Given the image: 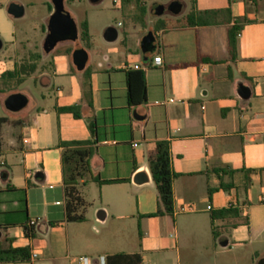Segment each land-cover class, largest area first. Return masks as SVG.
Instances as JSON below:
<instances>
[{
  "label": "crops",
  "instance_id": "0c3cea01",
  "mask_svg": "<svg viewBox=\"0 0 264 264\" xmlns=\"http://www.w3.org/2000/svg\"><path fill=\"white\" fill-rule=\"evenodd\" d=\"M9 3L0 0V52L10 43L0 60L5 83L13 81L2 75L21 65L17 57L25 48L13 21L18 19L8 13ZM184 9L186 16L194 12L197 17L204 11L227 12L207 24L199 19L161 24L152 53L144 54L143 37L135 36L136 45L128 49L131 55L122 56L121 65L107 57L79 71L74 50L59 49V44L52 51V74L41 83L55 95L54 103L15 120L5 136L4 125L1 129L5 168L0 179V244L30 245L32 258L0 264H36L43 252L33 243L39 232L49 236L44 248L60 253L55 261L68 259L69 264H83L80 257H89L92 264H101L104 257L107 264L108 257L118 254L139 255V264H257L264 256V0H190ZM87 20L90 55L95 43ZM234 26L240 28L236 57L229 40ZM158 55L163 66L152 65ZM202 56L213 61H200ZM136 65L146 71L147 102L132 107L127 71ZM240 84L250 87L248 100L238 94ZM169 98L176 102L156 104ZM71 105L81 107L80 118L58 111ZM77 140L93 141L94 175L118 180H82L83 221L68 219L60 146L61 141ZM158 141L169 142L176 173L172 215L154 216L160 195L149 154ZM142 171L150 181L137 184L134 177ZM186 203H195L198 211L177 213ZM95 204L91 217L88 207ZM101 209L107 213L104 221L97 216ZM24 211L27 220L15 218ZM33 219L37 224L29 237L25 225Z\"/></svg>",
  "mask_w": 264,
  "mask_h": 264
},
{
  "label": "rangeland",
  "instance_id": "374dc122",
  "mask_svg": "<svg viewBox=\"0 0 264 264\" xmlns=\"http://www.w3.org/2000/svg\"><path fill=\"white\" fill-rule=\"evenodd\" d=\"M21 2L27 5V15L25 18L14 21L18 41L24 43V47L20 52L18 62L21 64L33 61L34 55L40 53L42 56L37 61V70L24 83H16V81L5 83L0 79V115L8 116L9 123L4 124L2 133L5 136L8 127H13V122L19 119H27L31 111L39 106L49 107L55 101V95L49 94L47 89L42 87V83L48 82L49 76L53 69V54H46L43 49L45 36L47 34V24L53 12V4L51 0H10L12 2ZM175 0H132L124 2V0H103L99 4L92 3L91 0H66V8L71 12L79 26L80 38L76 42L66 41L60 43L59 49L75 50L80 47H88V43L81 39V24L85 19H90L92 23L91 33L93 42L90 50L89 65L94 66L96 62H106V58L110 57V63L113 65L122 64V56L129 53V48H134L136 38H142L150 31L154 34L161 24L171 26L185 22L187 19V9L181 14L175 15L169 10V5ZM182 3H190V0H179ZM9 3V4H10ZM159 5L165 6L163 15L156 14V8ZM142 8L147 10L143 15ZM220 15H225L227 9L219 10ZM218 14V15H219ZM47 21V22H46ZM109 26H115L120 32L119 40L115 43H107L104 40V33ZM0 28L2 24H0ZM10 43H6L5 49L0 52V60L4 58L9 49ZM131 60V59H130ZM15 92L25 93L29 97V104L21 111L12 112L5 107L6 98ZM46 95V99L43 98ZM35 110V109H34ZM11 125V126H10ZM19 129V126H18ZM2 155V154H0ZM3 158L0 156V179L2 170L5 168L2 163ZM98 207H88L89 216L95 213ZM17 219L27 220L26 212H21ZM100 228L99 226L97 227ZM93 228V232L99 234V230ZM49 240V236L40 233L35 238L36 248L42 249L40 258L36 260V264H69L68 259L55 261V257L60 254L57 249L48 251L45 247V241ZM5 241V240H4ZM4 245V244H3ZM65 253V252H64ZM39 254V253H38ZM73 259L76 258L72 255Z\"/></svg>",
  "mask_w": 264,
  "mask_h": 264
},
{
  "label": "trees",
  "instance_id": "16d2710c",
  "mask_svg": "<svg viewBox=\"0 0 264 264\" xmlns=\"http://www.w3.org/2000/svg\"><path fill=\"white\" fill-rule=\"evenodd\" d=\"M132 0H124V2H131ZM143 15L147 10L142 8ZM219 11H204L197 17L194 12L188 14V22L194 23L195 19H199L201 23L207 24L212 21L214 16H217ZM197 17V18H196ZM81 39L90 45V27L89 22L85 19L81 24ZM240 28L234 26L230 31V49L232 54L236 57L237 53V34ZM41 54L34 55L33 61L23 63L18 66L14 71H8L2 75L5 81H16V83H23L27 76H30L37 70V61L41 58ZM200 61L212 62L209 56H202ZM127 84H128V100L132 107L143 105L147 102V79L146 71L144 69H129L127 71ZM59 112H68L74 114L77 118L82 116L81 107L79 105H71L58 107ZM6 117L0 116V153L2 152V138L1 129L5 122ZM92 132H95L93 122L89 124ZM62 147V163L64 173V184L67 194V210L68 219L71 221H83L85 216L83 213L79 214L83 204L80 197V186L82 180L85 182L95 180L99 183H112L118 180H101L99 176L94 175L91 166V158L95 153L93 141H61ZM149 165L152 173L153 180L157 186L160 195V206L158 211L154 214L157 215H172L174 213V191L173 183L176 173L172 170L170 144L168 141H158L155 143L153 150L149 154ZM35 226L25 225L26 235L33 236ZM32 256V248L28 246H14L10 244L4 246L0 244V263L2 262H23L30 261ZM122 261L125 264H139L141 257L139 255L118 254L107 258V264L111 261Z\"/></svg>",
  "mask_w": 264,
  "mask_h": 264
},
{
  "label": "water",
  "instance_id": "95a60500",
  "mask_svg": "<svg viewBox=\"0 0 264 264\" xmlns=\"http://www.w3.org/2000/svg\"><path fill=\"white\" fill-rule=\"evenodd\" d=\"M53 3V12L50 16L49 23L47 25V34L43 44L44 51L49 54L56 47L66 41L76 42L80 38V31L78 23L72 16L71 12L66 8V0H51ZM94 4H99L103 0H91ZM169 10L178 15L183 10V3L179 0L173 1L169 5ZM165 12V6L159 5L156 8L157 15H163ZM8 13L20 19L26 16V7L24 4L18 2L10 3L8 7ZM120 37V32L115 26H109L104 33V39L109 43L116 42ZM156 35L153 31H150L145 35L141 41V47L144 54L152 53L156 50ZM4 47V41L0 37V51ZM90 55L86 48H76L73 52V62L79 71L85 70L89 61ZM238 94L244 100H248L251 97L252 91L250 87L240 84ZM29 104V97L22 92H16L10 94L5 100V106L9 111L18 112L23 110ZM134 181L137 184H144L150 181V175L147 171H142L136 174ZM98 218L102 221L106 220L107 213L105 210H99L97 214ZM2 232L0 231V237ZM257 264H264V256L261 257Z\"/></svg>",
  "mask_w": 264,
  "mask_h": 264
},
{
  "label": "built area",
  "instance_id": "2783aa9c",
  "mask_svg": "<svg viewBox=\"0 0 264 264\" xmlns=\"http://www.w3.org/2000/svg\"><path fill=\"white\" fill-rule=\"evenodd\" d=\"M163 64H164V61H163V57L161 55L154 57L153 62H152L153 66H163ZM135 67H136V69L140 68L139 65H136ZM175 102H176L175 98H169V99L156 101V104L165 106V105H168L170 103H175ZM263 201H264V199H263ZM207 209L212 210V205H209L207 207ZM197 211H198V208H197L195 203H186V204H183L179 207V209L177 210V213H195ZM30 223H31V225L35 226L37 224V220L33 219L30 221ZM37 257H38V255L35 253L34 258H37ZM79 260L83 264H92V261L90 260L89 257H80ZM101 264H106L104 257H102V259H101Z\"/></svg>",
  "mask_w": 264,
  "mask_h": 264
},
{
  "label": "flooded vegetation",
  "instance_id": "af4514ba",
  "mask_svg": "<svg viewBox=\"0 0 264 264\" xmlns=\"http://www.w3.org/2000/svg\"><path fill=\"white\" fill-rule=\"evenodd\" d=\"M52 2V1H51ZM53 4V3H52Z\"/></svg>",
  "mask_w": 264,
  "mask_h": 264
}]
</instances>
